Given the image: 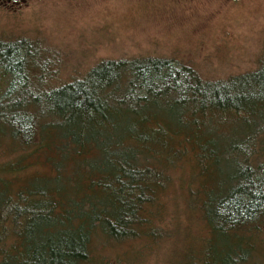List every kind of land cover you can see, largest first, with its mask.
Masks as SVG:
<instances>
[{"label": "trees", "instance_id": "16d2710c", "mask_svg": "<svg viewBox=\"0 0 264 264\" xmlns=\"http://www.w3.org/2000/svg\"><path fill=\"white\" fill-rule=\"evenodd\" d=\"M32 42L0 38V264H264V52L216 80L146 57L62 81Z\"/></svg>", "mask_w": 264, "mask_h": 264}, {"label": "rangeland", "instance_id": "374dc122", "mask_svg": "<svg viewBox=\"0 0 264 264\" xmlns=\"http://www.w3.org/2000/svg\"><path fill=\"white\" fill-rule=\"evenodd\" d=\"M0 38L45 45L49 56L39 58V51L33 61L58 67L62 81L102 60L146 57L216 80L256 68L264 52V0H0ZM0 81L3 92L10 81ZM112 248V255L124 256ZM168 248L162 247V259ZM154 251L140 264H156Z\"/></svg>", "mask_w": 264, "mask_h": 264}]
</instances>
